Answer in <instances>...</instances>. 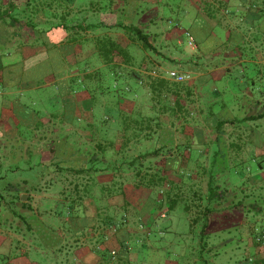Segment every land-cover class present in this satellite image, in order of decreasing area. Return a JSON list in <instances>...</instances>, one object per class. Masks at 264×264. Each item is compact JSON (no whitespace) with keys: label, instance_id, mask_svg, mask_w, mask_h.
I'll list each match as a JSON object with an SVG mask.
<instances>
[{"label":"rangeland","instance_id":"1","mask_svg":"<svg viewBox=\"0 0 264 264\" xmlns=\"http://www.w3.org/2000/svg\"><path fill=\"white\" fill-rule=\"evenodd\" d=\"M109 1L73 0L66 22L96 21L100 13L110 9L98 6L99 2L109 4ZM168 1L171 6H160L159 15L163 18L154 27L157 35L152 40L161 55L140 50V44L129 33L107 30L129 45L134 56L132 66L120 65V78L116 80L93 54V38L103 30L85 33L75 26L72 34L79 33L77 38L81 44L66 55L71 67L66 75L65 91L51 78L16 95L17 101L30 108L29 122L17 123L12 135L0 134V211H7L14 197L21 200V194H25L23 202L29 198L32 210L18 209L29 215L24 220L30 221V230L20 218L3 213L2 218L8 222L0 224V264H12L13 259H24L30 264H264V117L242 120L251 112H264V102L253 101L264 94V76L261 77L259 64V57L264 59V11L262 20L253 22L254 27L246 21L255 7L264 9V3L231 0L222 15L228 18L237 14V19L244 22L223 27L212 20L218 11L212 13L211 1L194 0L201 7L199 13L197 5L190 4L189 0ZM235 5L249 8V16L242 10L236 12ZM175 6H187L184 18H180ZM110 7L125 22L140 25V0H113ZM37 22L39 26L46 23L42 16ZM199 26L204 31H199ZM173 30L169 38L163 36ZM215 31L223 44L218 45L212 37L211 32ZM235 31L240 35H235ZM186 32L191 35L193 46L188 44ZM197 46L210 49L211 54L198 59ZM231 50L242 59L225 84L228 90L221 96L226 104L223 106L216 96L222 82L211 77L208 80L201 73L203 68L209 69L216 77L215 67L201 66L212 55L223 54L224 62H230V56L224 53ZM145 54L156 59L152 64L145 62L142 67L140 59ZM171 69L188 73L189 79L178 82L182 98L180 110L170 104V111L168 106L164 107L166 102L169 104L166 93L160 100L156 97L152 101L147 84L153 76H159L167 79L173 88L174 81L166 73ZM129 70L136 74L132 75ZM82 76L88 79L82 80ZM125 81L129 82L128 87ZM121 99L128 101L126 109H141L144 114L160 116L166 124L172 122L177 135L174 141L173 133L163 128L157 136H141L138 148L131 153L122 154L120 146L107 147L106 143L118 145V138L128 136L121 121L126 115L116 105ZM4 100L0 98V107ZM90 105L95 116L91 127L111 130L94 135L86 125ZM19 111L26 114L23 106L16 107V114ZM65 117L73 118L64 121ZM207 118L208 125L219 119L234 121L224 127L226 132L218 135L208 130ZM199 128L201 137L196 132ZM161 131L166 132L165 138L160 137ZM97 143L102 148L98 152ZM163 144L171 146L162 148L152 159L162 163L172 155L181 162L178 169L168 162L147 171L149 162L145 161L141 175L137 176L136 169L121 160L122 155L129 158L136 150H153ZM73 150L77 161L67 160L72 158ZM93 152L99 159L89 160ZM101 157H117L118 163L103 161ZM79 166L105 168L107 174L112 169L117 175L103 189L97 183L105 184L108 179L98 181L91 172L77 175L67 170ZM161 177L164 178L160 182ZM210 178L212 184L218 185L222 201L215 205L217 200L210 199L215 206L202 233L203 210L208 198L204 194L205 179L207 187ZM130 193L134 195L128 202L124 195ZM78 195L82 198L77 199ZM171 200L175 204L169 209ZM82 228L97 230L95 234L78 237L68 234ZM90 254L97 257L90 259Z\"/></svg>","mask_w":264,"mask_h":264},{"label":"trees","instance_id":"2","mask_svg":"<svg viewBox=\"0 0 264 264\" xmlns=\"http://www.w3.org/2000/svg\"><path fill=\"white\" fill-rule=\"evenodd\" d=\"M72 2L73 0H0L1 87L24 90L45 84L52 78L54 80V84L58 85L59 87L61 86L60 89L62 91H65L67 87L66 75L69 71V68L71 67L66 60V55L74 52L75 47L81 44V40L78 41L77 38L78 34H72V30L75 26H78L79 29L83 32H86L88 30H103L101 34L96 35L93 38V54L97 56L96 58L101 64L107 67L108 71L111 72L116 80L120 78V65L132 66L134 64V56L128 48L129 45L123 44L117 37L111 36L107 32V30H122L123 32L129 33V35H131V37L140 44V50H150L157 55H161V52L157 51V47L153 42H151L150 35L145 32L143 26L125 22L124 20L120 19L121 17H118L116 15V12L112 10V7H110L113 0H110L109 4L107 2H99L98 6H109V11L100 13L98 15V20L87 22L83 26L81 23L72 22L70 24L66 22V18H68L71 13L69 10ZM106 8L107 7H105L104 9ZM93 13L99 12L95 11ZM112 13H114V15ZM40 16L45 18L46 23L43 26H39L40 24L37 22V18ZM203 29L204 28H202L201 26L198 27L199 31H204ZM60 32H64V34H61ZM211 35L218 45L224 43V41L216 31L213 33L211 32ZM229 36L231 35L229 34ZM197 48L198 52L200 53L197 56L198 59L204 57L207 54H211L209 52L210 49L203 50L200 46H197ZM145 55L140 59L142 67L145 61ZM219 63V58L212 55L209 62L206 64L204 63L205 65L203 64L201 67H216V65H218ZM197 64L199 65V63H196V65ZM189 66V68L191 69L194 68L191 67L193 65ZM203 70L205 69L203 68ZM130 72L132 73V75L136 74L135 71ZM127 75L130 76L129 73H127ZM81 78L82 80L88 79V77L85 78L84 76H82ZM79 79L80 78H78V80ZM75 80L70 81L75 82ZM124 83H126L125 86L128 87L127 83L129 82L125 81ZM147 85L150 92L152 93V101H154L156 97L157 100H160V97H162L163 94L166 93V96L169 97V104H167L166 102L164 107L168 106V109L171 111V104L174 105L177 110H180V100L182 98L180 95L178 82H174V87L172 88L170 82L167 79L161 78L159 76H153L152 80H150ZM120 102H117L116 105L118 106L120 112H122L123 115H126L122 117V122L125 126L124 130L127 134L129 133V131L131 132V135L129 133L127 138L126 136L124 138H138L140 133L141 140V136L145 138H149L151 137V135L157 136L159 133V129L162 130L163 128H166L165 130L173 133V135H171V138L174 141V133L176 132V128L172 127V122H167L168 124H166V122L160 116L156 114H144L141 109L140 111H131L124 108V106H121ZM21 106L26 109V114H23L22 118L25 119L27 123L29 122L27 111L30 110V108L24 104H21ZM151 107L154 108V106ZM261 117H264V112H251L245 115L242 120L253 121ZM208 119L209 118L206 119V124ZM233 121V119H219L215 120L213 125L207 124V127L209 128L208 130L214 131L215 133L217 132L219 135L226 132L224 127L226 125H232ZM181 131L185 132V129L182 128ZM196 132L197 135L200 136L201 128L196 130ZM161 133L162 134H160V137L165 138L166 132L164 131L163 133V131H161ZM191 135H193V131ZM172 144L173 142L171 143V145ZM163 145L164 146L155 147L153 150L149 149L148 151H140V154L136 157L131 156L127 158L125 156H122L121 160L123 161L126 158L127 160L124 161L123 164H128L129 167L136 169L135 175L139 176L141 175V168L145 161H151L152 157L161 152L160 150L162 148L171 146L166 144ZM170 153L171 152H169V155ZM93 157H96V153H94V155H92L89 160H92ZM165 159L166 160L162 161V163L164 164L169 162V165H171V159L174 158L172 156H169L168 159ZM136 164L139 165L138 168L134 167ZM150 165L152 164L148 163L147 167L145 168L147 171L152 169V166ZM90 169L81 168L80 170H76L75 173H90ZM96 169L97 168H95V170ZM168 169H166V171H168ZM164 177H161L159 181L161 182L162 178ZM211 178L207 181V187L205 179L206 192L204 194L207 195L208 198L207 202L205 201L206 206L203 210L202 233L207 228L209 213L212 212V209L215 205L222 201L220 196L221 192L219 191L218 185H214V183L212 184ZM170 182V185H173L172 181ZM199 198L201 199V197ZM212 198H215L217 200L215 205H211L210 199ZM10 203L11 205L7 211H4L2 213L0 211V224L2 225V222L4 224L5 222H8L7 219L2 218V216L4 215L3 213L9 212L12 216L20 218L30 230V221L24 220L29 215L23 214L18 210L19 208H22L26 211L32 210V207L29 203V198H27V200L23 202L19 199V197H14ZM174 204L175 202L171 200V204L168 205V208L171 209ZM186 210L189 211V206L187 205Z\"/></svg>","mask_w":264,"mask_h":264},{"label":"crops","instance_id":"3","mask_svg":"<svg viewBox=\"0 0 264 264\" xmlns=\"http://www.w3.org/2000/svg\"><path fill=\"white\" fill-rule=\"evenodd\" d=\"M189 1H190L189 2L190 4L192 3L194 5H197V6H195V8L197 9V11L199 13L200 8H201V7H199L200 5H198L196 3V1H194V0H189ZM204 1H209V2L211 1V6H213L212 13L215 12V11H218L217 12V15H215L213 17V19H212L215 25L217 24L218 26L220 25V26H223L224 27V26H229V24H233L234 23V25L237 26L238 25V22H240V21L244 22L243 20L237 19V17H238L237 14H232L228 18L227 17H224L222 15L223 9L229 7L227 5L230 4V3H232L231 0H204ZM260 1L264 3V0H260ZM233 3L235 4V3H238V2L237 1H235V2L233 1ZM160 6H171V4H170V2L168 0H140V11H141V14H140V26H143L145 32L150 35L151 42H152L153 38L157 35V32L154 30V27L157 25V22H160L162 20V18H163V17H161L159 15L160 14V10L162 9ZM233 7L236 9V12H239V11L242 10V11H245L247 15L250 12L249 11L250 10L249 8H244L243 6H240V5H235ZM255 8L256 9L252 13V15H250V16L248 15L249 16V20H246L245 17L243 18L246 21H250L252 27H254V23H253L254 21H261L262 20V13L264 11V9H261L259 7H255ZM92 10H93V8H92ZM175 10L180 15V18H184L186 16V14L188 13L187 6H175ZM141 17L143 19H141ZM225 18H227L228 21L224 22V19ZM262 23H264V20H263ZM82 25H85V22H83ZM88 32H92V31L88 30L85 33H88ZM173 32H175V30H173L171 32L170 31H167V33L164 34L163 36L166 37V38H169V34L171 35V34H173ZM60 33L61 34H64V32H60ZM235 35H240V34H239L238 31H235ZM224 55L226 57L230 56V59L231 60H230V62L225 63L224 62L225 60L222 59L223 58L222 57L223 54L221 55V57L220 56L218 57L219 60H220V63L218 65H216V67L214 69L216 71V73H217L216 77H215L214 73L212 74V71H210L209 69H207V71L206 70H202V72H201L203 75H205L206 77H208V80H210V77H211L213 80H215L217 82H222L221 90H220V92H219V90L216 91V96H217L218 100L222 101L223 106L226 105V104H225L224 98H222L221 96H222V94H224L226 92V90H228V88H227L228 86L225 85V84L228 82V80H229V78L231 76L232 69L236 65L240 64L239 62L242 59L241 56L237 55V53L235 51L225 52ZM145 56L146 57H145L144 63L145 62L148 63V64L154 63V61H155L156 58H154V57H152V56H150L148 54H146ZM259 64L261 65V69H260L261 72H260V74L262 75L261 77H263L264 76V73L262 72V70H264V59H263L262 56L259 57ZM0 76H1V72H0ZM53 83H54V80H53ZM19 92H21V90H18V89H15V88H4V87H1V85H0V98L5 99L3 101V105L0 107V134L2 136H5V134H7V132H9L10 134L12 132H15V126H16L17 123L18 124H20V123L26 124V120L22 118V115L25 114V112L21 114V111H19L20 113L18 112V114H16V107H20V109H21V104H22L19 101H17V99L15 98L16 95H18ZM135 95L136 94L134 92L132 99H134ZM87 99L90 100V98H87ZM253 101L256 102L257 104H261L262 102H264V94H261L259 96V98H257V99L254 98ZM126 102H128V101L121 100L120 105L121 106H127ZM66 118L67 119L68 118H71V120H72L73 117H65L64 118V121H66ZM94 118H95V116H94V114L92 112V106L90 105V116L86 119V123H87L86 125L89 128L91 127L90 124L93 123ZM122 119L123 118L121 117V121H122ZM109 128L110 127H106V128H103L102 127L101 130H99L98 128H95V129L92 128V130L94 132V135H96L98 133L100 135H102L101 134V131L103 132V131H105V129L107 131L108 130H111ZM119 133L123 134L124 132L121 131ZM129 133L131 135V132L130 131H129ZM176 136L177 135H176V132H175V138H176ZM117 141H120L118 145H113V142H110V143L104 142V143L107 144V147L108 146L109 147H113V148H115L116 146H120V148L122 147L123 148L122 154H124V153L127 154V152H130L131 153V150H134L135 151L136 147L138 148V144L140 142V133H139L138 138L126 139V138L123 137V139L118 138ZM96 145H97V147H96L97 150L96 151L98 152L102 148L100 147L101 146L100 143H97ZM102 147H104V146H102ZM93 153H95V152H93ZM139 154H140V151H137L136 150V152H134L132 156L136 157ZM71 157L72 158H69L67 160H69V161L70 160L71 161H73V160L74 161H77V159L75 158L74 150L71 152ZM93 158L99 159V156L96 155V157H93ZM62 159L64 161L66 160L63 157H62ZM101 159L103 161H109L110 160V161H115V163H118L117 157H115V158L101 157ZM187 159H190V158H187ZM126 160L127 159L123 160V162L126 161ZM152 160H153V162L149 161V163H152V166H153L152 168H155L156 166L160 167L162 165V163H160V161H157L155 159H152ZM174 160H176V161H172L171 164L172 165H177L174 169H178V167L181 166V162H180V160L177 157L174 158ZM82 161L84 162L86 160H82ZM81 168H85V167L79 166V167H75L73 169L69 168L67 170H74V172H75L76 170H80ZM60 169L63 170L64 168L63 167H60ZM90 171H91V173L94 174L95 179L98 180V181H100L101 178L108 179L105 184H101L102 181L99 182V183H97L102 188L104 186L110 185L112 183V177L113 178H116L115 176L117 175V173L114 172L112 169H111V172L109 174H107V172H106L107 170H105V168H97L96 170H95V168H91ZM77 175H81V174H77ZM102 195H103V193H102ZM133 195H134V193H130V195H128V196L127 195L126 196L124 195V197H125V199L128 202H130L131 201L130 198ZM81 198L82 197L80 195L77 196V199H81ZM110 201L112 203V198L110 199ZM95 230H97V229L96 228H93L91 230L92 232L90 231V229H88L86 231L84 228H82V229H73V231H68V232H70L68 234H72V235L78 237V236H81L83 234H95L94 233ZM74 240H77V238L74 239ZM99 249H101V248H99ZM89 256H90V259L97 257V256H95L93 254H90ZM94 262H96V261H94ZM12 264H30V263L28 261L24 260V259L23 260L22 259H13L12 260ZM93 264H95V263H93Z\"/></svg>","mask_w":264,"mask_h":264},{"label":"built area","instance_id":"4","mask_svg":"<svg viewBox=\"0 0 264 264\" xmlns=\"http://www.w3.org/2000/svg\"><path fill=\"white\" fill-rule=\"evenodd\" d=\"M185 34L188 36V39H189L188 44L190 46H193L192 45V41L193 40H192L191 35L189 33H187V32ZM152 73L155 74L154 71H152ZM166 73L168 75V78L173 80L174 82H182V81H185V80L189 79V74L188 73H182V72H179V71L174 70V69H171V70L167 71Z\"/></svg>","mask_w":264,"mask_h":264},{"label":"water","instance_id":"5","mask_svg":"<svg viewBox=\"0 0 264 264\" xmlns=\"http://www.w3.org/2000/svg\"><path fill=\"white\" fill-rule=\"evenodd\" d=\"M20 198H21V201H24L25 200V194H21Z\"/></svg>","mask_w":264,"mask_h":264}]
</instances>
